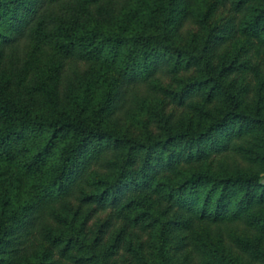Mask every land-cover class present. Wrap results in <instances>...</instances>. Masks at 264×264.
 <instances>
[{"label":"trees","instance_id":"obj_1","mask_svg":"<svg viewBox=\"0 0 264 264\" xmlns=\"http://www.w3.org/2000/svg\"><path fill=\"white\" fill-rule=\"evenodd\" d=\"M0 264H264V0H0Z\"/></svg>","mask_w":264,"mask_h":264}]
</instances>
